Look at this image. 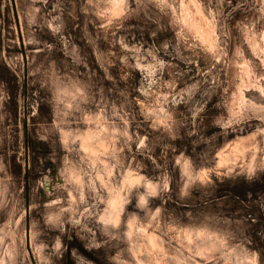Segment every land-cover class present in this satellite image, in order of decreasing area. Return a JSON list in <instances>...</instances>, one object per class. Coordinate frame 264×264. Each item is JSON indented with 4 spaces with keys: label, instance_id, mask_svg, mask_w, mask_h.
Returning a JSON list of instances; mask_svg holds the SVG:
<instances>
[{
    "label": "rangeland",
    "instance_id": "obj_1",
    "mask_svg": "<svg viewBox=\"0 0 264 264\" xmlns=\"http://www.w3.org/2000/svg\"><path fill=\"white\" fill-rule=\"evenodd\" d=\"M262 10L0 0V164L25 264H43L34 227L52 264H224L223 235L229 264H264ZM72 85L88 103L65 117L54 91ZM61 205V228H45Z\"/></svg>",
    "mask_w": 264,
    "mask_h": 264
},
{
    "label": "clouds",
    "instance_id": "obj_2",
    "mask_svg": "<svg viewBox=\"0 0 264 264\" xmlns=\"http://www.w3.org/2000/svg\"><path fill=\"white\" fill-rule=\"evenodd\" d=\"M147 3H156V4H164L167 3V0H146ZM183 6V3H181ZM168 7H171L168 4ZM199 9L200 5H196ZM264 12V10H262ZM200 14L199 12L197 13ZM212 15V21L215 23V13H210ZM264 19V15L261 17ZM255 24H252L249 28H254ZM215 35V33H213ZM217 39H219L217 37ZM238 55H243L242 52H238ZM161 67H163V63L161 62ZM264 91V90H262ZM67 97V99H66ZM54 103L57 106H62L63 115L65 117L69 116L75 111H79V108L82 104H87V90L79 85H72L71 89L60 87L54 91ZM101 131H108V129H101ZM118 135L121 137H128L127 129L123 131H119ZM81 140V136L72 134L71 144L77 145V143ZM68 143V141H65ZM78 151V149H77ZM0 264H25V249H24V236L23 233L17 231V225L11 217L15 216L17 204L15 203L12 195V181L13 177L10 172H7L6 168L0 164ZM152 185H149V188H152ZM167 184L163 185V191H167ZM79 191V189H77ZM150 196H157L156 191H151L149 193ZM77 199L82 203L84 201V196L80 193L77 196ZM60 201H57V204L60 205ZM147 203L145 196L140 197V206H143ZM72 211L71 208H67L64 206H59L57 211L54 212H46L43 216V226L49 230H57L61 228L63 223L65 222V216L67 213ZM159 209H157V213ZM74 223H79V221H74ZM101 225L103 226V221H101ZM118 225L112 224V228H117ZM42 231L38 232L36 227H34L32 240L33 247L36 250L37 257L43 261V264H52L51 255L44 256L43 253L46 250V246L43 244L37 245L36 238L38 235H42ZM112 239H118L119 237L115 233H109ZM221 248L224 249V255L222 259H224V264H229L226 257L229 254L227 249L228 237L227 235L221 236ZM56 249L60 247V243L57 242L55 245ZM127 264V262H125Z\"/></svg>",
    "mask_w": 264,
    "mask_h": 264
}]
</instances>
